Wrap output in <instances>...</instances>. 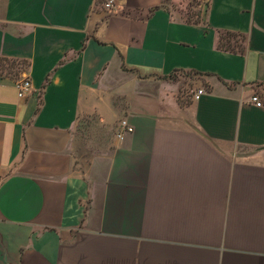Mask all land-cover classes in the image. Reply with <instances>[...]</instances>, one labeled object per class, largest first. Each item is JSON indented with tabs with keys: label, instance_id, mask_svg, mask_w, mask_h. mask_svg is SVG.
Segmentation results:
<instances>
[{
	"label": "crops",
	"instance_id": "1",
	"mask_svg": "<svg viewBox=\"0 0 264 264\" xmlns=\"http://www.w3.org/2000/svg\"><path fill=\"white\" fill-rule=\"evenodd\" d=\"M196 1L0 0V264H264V0Z\"/></svg>",
	"mask_w": 264,
	"mask_h": 264
},
{
	"label": "built area",
	"instance_id": "2",
	"mask_svg": "<svg viewBox=\"0 0 264 264\" xmlns=\"http://www.w3.org/2000/svg\"><path fill=\"white\" fill-rule=\"evenodd\" d=\"M102 6L107 13L111 14L115 11L117 7V0H104ZM15 85H16V89L18 90V96L23 97L31 89V82L29 75L24 71L21 72V77L17 80ZM203 94L204 91L202 89H198L193 92L192 98L193 100H199ZM250 102L258 108L264 107V85L256 86V91L251 96ZM119 128H120L119 137H121V132H125V131L133 132V128L129 126V124L125 120L120 122Z\"/></svg>",
	"mask_w": 264,
	"mask_h": 264
},
{
	"label": "rangeland",
	"instance_id": "3",
	"mask_svg": "<svg viewBox=\"0 0 264 264\" xmlns=\"http://www.w3.org/2000/svg\"><path fill=\"white\" fill-rule=\"evenodd\" d=\"M170 1V2H169ZM170 3V5L173 6V8L184 14H188L189 17H191L194 13L193 11V7H195L196 5H198V2L196 0H167V3ZM186 9V10H185ZM225 38V37H224ZM227 39V38H226ZM235 42H238L239 40L235 38L234 40ZM227 42H229V40H226V42L223 41V44H226ZM238 46V45H237ZM16 65V66H15ZM6 67V66H5ZM19 66H17V64H14L13 66H9V71L15 75V73L17 74L19 72ZM21 67V66H20ZM18 68V69H17ZM4 71H0V74H2Z\"/></svg>",
	"mask_w": 264,
	"mask_h": 264
}]
</instances>
